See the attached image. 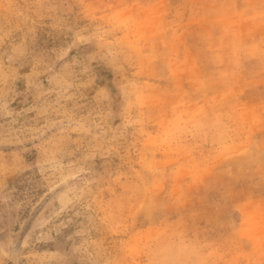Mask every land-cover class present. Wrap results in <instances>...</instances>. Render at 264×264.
Masks as SVG:
<instances>
[{"label": "rangeland", "instance_id": "374dc122", "mask_svg": "<svg viewBox=\"0 0 264 264\" xmlns=\"http://www.w3.org/2000/svg\"><path fill=\"white\" fill-rule=\"evenodd\" d=\"M0 264H264V0H0Z\"/></svg>", "mask_w": 264, "mask_h": 264}]
</instances>
